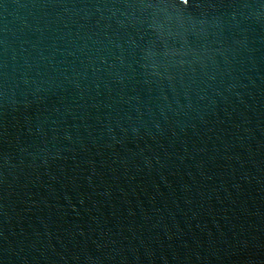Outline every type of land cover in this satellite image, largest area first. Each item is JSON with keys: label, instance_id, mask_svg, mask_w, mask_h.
<instances>
[{"label": "water", "instance_id": "1", "mask_svg": "<svg viewBox=\"0 0 264 264\" xmlns=\"http://www.w3.org/2000/svg\"><path fill=\"white\" fill-rule=\"evenodd\" d=\"M0 264H264V0H0Z\"/></svg>", "mask_w": 264, "mask_h": 264}]
</instances>
